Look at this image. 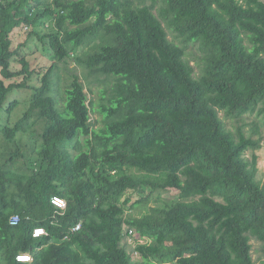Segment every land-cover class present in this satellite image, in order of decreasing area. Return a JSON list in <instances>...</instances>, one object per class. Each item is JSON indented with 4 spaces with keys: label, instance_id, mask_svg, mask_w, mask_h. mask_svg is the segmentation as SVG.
<instances>
[{
    "label": "trees",
    "instance_id": "1",
    "mask_svg": "<svg viewBox=\"0 0 264 264\" xmlns=\"http://www.w3.org/2000/svg\"><path fill=\"white\" fill-rule=\"evenodd\" d=\"M32 37L53 60L36 83ZM189 42L203 52L197 77ZM81 75L101 82L97 102ZM14 89L30 99L0 129V264H264L258 126L233 132L218 113H264V0H0V109ZM128 191L135 204L173 197L134 216ZM123 226L147 243L127 250Z\"/></svg>",
    "mask_w": 264,
    "mask_h": 264
},
{
    "label": "rangeland",
    "instance_id": "2",
    "mask_svg": "<svg viewBox=\"0 0 264 264\" xmlns=\"http://www.w3.org/2000/svg\"><path fill=\"white\" fill-rule=\"evenodd\" d=\"M166 31H167V36L170 40H174L178 44L183 45V42L178 38H175L173 33L169 29L166 28ZM95 39L96 38L91 39L89 42L90 46H85V49H83V51L89 50L90 47L93 46L94 43H96ZM22 52L23 54H25L26 59L31 64V69L35 71L34 76L35 75L36 76L33 79V83H36V81L39 80L40 72L47 69L50 63L53 61L51 59V51L47 47H44L43 44L39 42L36 38L32 37L29 39L26 47L25 46L22 47ZM185 52H186V57L189 59L190 63L194 67V76L195 77L199 76L201 72L200 68L202 64L201 58L203 56V52L199 47V43L189 42V44L186 45ZM70 60L71 62L69 64V67L76 68L78 71H80V67H78L77 63L73 59ZM61 73L63 76L68 74V72L65 70H61ZM62 78L66 79L65 77ZM81 79L85 83V90L88 91L89 98L97 102L98 100L97 90L99 87H102L101 82L94 81V78L92 76H87V75H81ZM8 95H9L8 98L5 100L3 104V108L0 109V129L4 125H13L14 122L22 115L23 111L28 106L27 101H29L30 99V92L28 89H14ZM15 99L19 101L18 105L12 110V112L7 113L6 106L8 105V102H11ZM218 113L225 127L233 132H235L236 128L239 125H241L243 126L244 132L246 134H249L250 132H252L251 129L255 125L258 126L259 134H253V137L254 138H257L258 136L261 137V142H260L261 147L258 150H256L255 153L258 155V161H257L258 177L262 181H264V113H258L257 111H255L253 113L244 115L242 119L227 117L222 110H218ZM91 118L93 121H96V127L102 126V115L100 113L98 112L92 113ZM3 142L4 140L0 134V148L1 145L3 146ZM14 142H15L14 140L9 141L11 145H13ZM1 155L2 154L0 153V156ZM246 155L247 157L250 158L251 151L250 150L247 151ZM38 167L39 166H37L36 168ZM132 192L133 191H128L127 194V196L131 197V200L128 205H131L132 203L135 204V202L140 198V194L136 192L134 193ZM172 197L173 196L170 194V192L164 193L162 191H154L149 196L148 204L145 203L135 204L133 208L129 209L130 211L129 213L133 214L134 216H141L142 214L147 212L149 206L161 204ZM124 198L125 196L121 200H123ZM216 199L220 201L222 200L221 197H216ZM121 243L129 251L135 248L138 244H140L138 241H136L133 235H129L126 238H123ZM250 243L252 245L251 248L252 258L254 259L255 262H259V257L261 256L262 253L260 242L255 238L251 237ZM134 259L140 260L143 259V257L135 254Z\"/></svg>",
    "mask_w": 264,
    "mask_h": 264
},
{
    "label": "built area",
    "instance_id": "3",
    "mask_svg": "<svg viewBox=\"0 0 264 264\" xmlns=\"http://www.w3.org/2000/svg\"><path fill=\"white\" fill-rule=\"evenodd\" d=\"M50 201H51L53 206H55L56 208H58L60 210H64L66 207V200L64 198H62L61 196L54 195L51 197ZM19 221H20V216L18 214L11 215V217L9 219V223L11 225H16V224H18ZM79 227H80V224H77L73 228V230H77V229H79ZM46 233L47 232L44 229V227L37 226L33 229L32 235L33 236H41V235H45ZM19 258H25V257L19 256Z\"/></svg>",
    "mask_w": 264,
    "mask_h": 264
},
{
    "label": "clouds",
    "instance_id": "4",
    "mask_svg": "<svg viewBox=\"0 0 264 264\" xmlns=\"http://www.w3.org/2000/svg\"><path fill=\"white\" fill-rule=\"evenodd\" d=\"M41 165H43V161L40 159L39 161H38V163L36 164V166H39L38 168H40L41 167ZM59 196V195H58ZM62 197V196H61ZM63 198V197H62ZM65 199V198H64ZM66 200V199H65ZM66 205H67V201H66ZM65 209H66V207H65ZM64 209V210H65ZM60 210V209H59ZM64 210H60V211H64ZM19 223V222H18ZM77 224H80V223H77ZM76 224V225H77ZM17 225V224H16ZM76 225H74V226H72V228H71V231L72 232H74V231H77V230H79V229H77V230H73V228L76 226ZM37 227V226H36ZM42 227V226H41ZM80 228V227H79ZM45 229V228H44ZM33 232V231H32ZM47 234V233H46ZM45 234V235H46ZM123 238H126L127 236H129V235H133L134 236V238L136 239V241H138L140 244L142 243V244H144V243H147V237L145 238V236H139L132 228H129V227H127V226H123ZM33 236V235H32ZM42 236V235H41ZM138 236V237H137ZM34 237H40V236H34ZM143 239H145V240H143ZM141 240H143V241H141ZM19 256H21V257H25V258H19ZM16 259H17V261H21V262H31L32 261V255H31V253H29V252H26V253H18L17 255H16Z\"/></svg>",
    "mask_w": 264,
    "mask_h": 264
}]
</instances>
